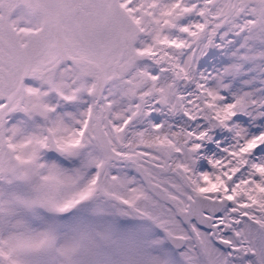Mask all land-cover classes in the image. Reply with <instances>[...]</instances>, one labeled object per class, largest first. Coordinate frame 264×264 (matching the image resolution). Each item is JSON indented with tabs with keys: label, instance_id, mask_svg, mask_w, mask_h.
Instances as JSON below:
<instances>
[{
	"label": "snow or ice",
	"instance_id": "6c2138e0",
	"mask_svg": "<svg viewBox=\"0 0 264 264\" xmlns=\"http://www.w3.org/2000/svg\"><path fill=\"white\" fill-rule=\"evenodd\" d=\"M0 264H264V0H0Z\"/></svg>",
	"mask_w": 264,
	"mask_h": 264
}]
</instances>
